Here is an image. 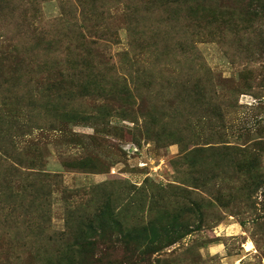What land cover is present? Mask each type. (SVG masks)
<instances>
[{"label": "rangeland", "instance_id": "obj_1", "mask_svg": "<svg viewBox=\"0 0 264 264\" xmlns=\"http://www.w3.org/2000/svg\"><path fill=\"white\" fill-rule=\"evenodd\" d=\"M155 1H0V264H264V0ZM71 25L114 38L127 97L70 94L78 37L44 51ZM136 35L172 38L154 77Z\"/></svg>", "mask_w": 264, "mask_h": 264}, {"label": "trees", "instance_id": "obj_2", "mask_svg": "<svg viewBox=\"0 0 264 264\" xmlns=\"http://www.w3.org/2000/svg\"><path fill=\"white\" fill-rule=\"evenodd\" d=\"M0 1L2 2V0H0ZM157 1L163 2L165 0H157ZM157 1H155L154 3H156ZM214 1H216V0H214ZM171 2L173 5L172 7H178V9H179L180 6L189 5L191 2H193V0H172V1H169V3H171ZM211 2L214 3L213 0H211ZM210 4L211 3L209 2V5ZM156 5H157V3H156ZM212 6H213V4H212ZM206 7L210 8V6H208V5L204 7L203 3L197 4L195 9H192V10H194V13H192L191 16L193 18H198V17L203 16L202 14H203V12L206 11ZM127 9H128V11L133 12L129 7ZM164 10H167V8ZM144 11H146V12L149 11V8H148V10L145 9ZM211 11H212V9H211ZM84 12H86V14H88V17L90 19H93V17H95V19H97V17H96L97 12L95 13L93 10H91L90 7L84 8ZM134 12H136V10ZM138 22H137V25H138V29H139L141 24ZM84 25L86 26V24H84ZM78 27L79 26H77V25L68 26L65 30L66 31L65 35H60V31H58V30H60V28H58L57 30H53V32L55 33V35H53L55 37V40H51L52 39L51 37H47L46 39L49 41V45L52 43L54 45V47L49 48L47 51H44V56L47 57V56L55 53L56 50H58L56 48V46L60 47V43H63V41H66V40L72 41L73 35H76L78 37V39H79L78 42L80 43L82 50L80 53L81 56L79 55L80 58L78 57V58L74 59L72 61V64L70 65V70L74 74V76H72V77H73L74 81H76L72 84V85L75 84V86H73V88H71L70 94L74 95V93L76 91H79V90H84L87 93H91V91H92V93H96V94L99 92L103 93L105 90H107V92L109 94H112L115 97H120V96L127 97L129 95L128 89L121 88V87L115 86V85L110 83L111 80H113V79H115L117 81V78L119 76H121L120 75V69L121 68H117L114 64L110 63V59L112 57H110V54H109V51L111 50L109 38H111V39H114V38L108 32H106V34L104 35V37L101 40H99L98 38L96 40L88 39V36L91 33L81 32L79 30L84 29V28L83 27L78 28ZM87 27L88 26H86L85 28H87ZM135 31H138V30H135ZM87 33H89V34H87ZM167 38L168 39L166 40L165 43H164L165 39L163 40V42H160V45H159L160 47L158 46V48L155 50L156 53L154 54L153 57L150 54L154 53L155 51H152L148 47L149 46V44L147 43L148 40H146L145 36H142V35L134 36L133 41L130 44V47H131L130 52L136 54L135 56H137L139 54L138 56L140 57V55H142V54H148L149 55L148 58L151 57L152 65H150L148 67V72H149L148 76H150V77H154L156 72L160 73V71H162V67H164L165 65H169V64H167L168 51L171 50L172 46L168 49L167 48V42L170 41V43H171L172 38H169L168 36H167ZM44 40H45V38L41 39V41H44ZM39 43H40V41H39ZM65 44H68V43H65ZM37 45H39V44H37ZM70 46L71 45L69 44V48H70ZM62 47H63V45H62ZM180 47H183L182 43H181ZM71 53H74V52L72 51ZM58 55H60V52L58 53ZM36 56H37V58H40L39 53L36 54ZM127 61H128V63H133V60L130 59L128 56H127ZM136 61L134 64L139 63L138 60H136ZM98 63H100L101 65H104V70H106V72H107V74H105V75L103 72L102 79H106V77L108 75L110 77L108 78V80L106 82L99 81L96 84L95 82H91L92 81L91 79L98 77L100 74V67H99ZM18 64H19V67L13 70V76L20 75L21 73L25 72L26 70L31 71V69L34 67L31 62H25V61H21V60L18 61ZM107 65H109L110 68H106ZM125 71H126V73H128L129 77L138 73L137 69H132V68H128ZM96 72H97V74H95ZM122 77L127 78V76H122ZM48 86L50 88L48 92L50 93L51 91H53V93L50 94V96H48V98H50L54 101H58L60 99V91H62L63 94L65 95V93H64L65 88L64 87H62V86L55 87L54 84H49ZM100 90H103V91H100ZM15 93L17 95L19 94L18 91H16ZM126 94H127V96H125ZM106 97H107V95L105 96V98ZM34 118L36 119L35 115H29L28 119H27L28 125L22 126V127H24L22 130H28L33 126H36L37 125L36 122L34 123V121H33ZM49 122H51V121H49ZM14 180H15L14 177H12L9 182L7 181V179L5 181L0 180V193H2L0 198L7 196V194H5V192L10 190V188H12V187H9L8 184L12 183ZM4 184L6 186H4ZM27 186H26V184L22 183V187H23L22 189H24V187H27ZM11 192H12V189H11Z\"/></svg>", "mask_w": 264, "mask_h": 264}, {"label": "bare ground", "instance_id": "obj_3", "mask_svg": "<svg viewBox=\"0 0 264 264\" xmlns=\"http://www.w3.org/2000/svg\"><path fill=\"white\" fill-rule=\"evenodd\" d=\"M247 245H248V248H253V244L250 241L247 243Z\"/></svg>", "mask_w": 264, "mask_h": 264}]
</instances>
